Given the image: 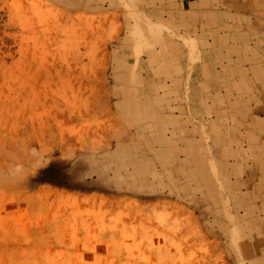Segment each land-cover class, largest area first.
Masks as SVG:
<instances>
[{
    "label": "rangeland",
    "instance_id": "rangeland-1",
    "mask_svg": "<svg viewBox=\"0 0 264 264\" xmlns=\"http://www.w3.org/2000/svg\"><path fill=\"white\" fill-rule=\"evenodd\" d=\"M0 264H264V0H0Z\"/></svg>",
    "mask_w": 264,
    "mask_h": 264
},
{
    "label": "crops",
    "instance_id": "crops-1",
    "mask_svg": "<svg viewBox=\"0 0 264 264\" xmlns=\"http://www.w3.org/2000/svg\"><path fill=\"white\" fill-rule=\"evenodd\" d=\"M223 81L222 79H220V82ZM224 82V81H223ZM198 85H201V86H206L207 84L210 83V78L209 76H203L201 78H198V81L196 82ZM201 88V87H199ZM206 94L204 92V96H203V99H205L206 97Z\"/></svg>",
    "mask_w": 264,
    "mask_h": 264
}]
</instances>
